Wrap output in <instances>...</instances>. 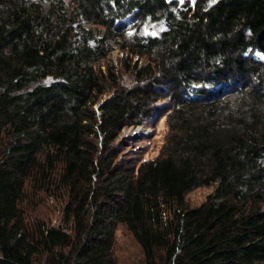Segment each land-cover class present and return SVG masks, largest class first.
Returning <instances> with one entry per match:
<instances>
[{
  "label": "trees",
  "instance_id": "1",
  "mask_svg": "<svg viewBox=\"0 0 264 264\" xmlns=\"http://www.w3.org/2000/svg\"><path fill=\"white\" fill-rule=\"evenodd\" d=\"M118 226L144 264H264V0H0V264H115Z\"/></svg>",
  "mask_w": 264,
  "mask_h": 264
},
{
  "label": "rangeland",
  "instance_id": "2",
  "mask_svg": "<svg viewBox=\"0 0 264 264\" xmlns=\"http://www.w3.org/2000/svg\"><path fill=\"white\" fill-rule=\"evenodd\" d=\"M117 56L118 50L116 44H114L111 58L115 61ZM163 105H166L165 102H161L158 114L149 124L144 127L127 129L122 133L121 141L125 157L141 155L144 159H149L157 155L167 133L166 113H164ZM209 192V188H198L187 193L185 198L188 204L194 207L202 203ZM29 215L31 217L51 219L53 223L57 221L59 212L56 205L49 201L46 204H40L33 211H30ZM114 240L115 264H144L139 245L125 227L118 226Z\"/></svg>",
  "mask_w": 264,
  "mask_h": 264
}]
</instances>
